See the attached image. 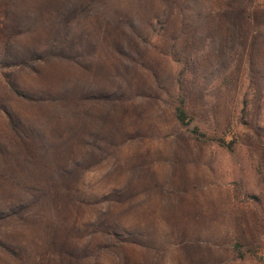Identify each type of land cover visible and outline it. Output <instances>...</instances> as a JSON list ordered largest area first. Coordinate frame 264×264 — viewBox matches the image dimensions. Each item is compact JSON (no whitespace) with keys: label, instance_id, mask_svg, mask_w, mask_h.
Returning a JSON list of instances; mask_svg holds the SVG:
<instances>
[{"label":"rangeland","instance_id":"rangeland-1","mask_svg":"<svg viewBox=\"0 0 264 264\" xmlns=\"http://www.w3.org/2000/svg\"><path fill=\"white\" fill-rule=\"evenodd\" d=\"M0 264H264V0H0Z\"/></svg>","mask_w":264,"mask_h":264},{"label":"trees","instance_id":"trees-1","mask_svg":"<svg viewBox=\"0 0 264 264\" xmlns=\"http://www.w3.org/2000/svg\"><path fill=\"white\" fill-rule=\"evenodd\" d=\"M173 111L176 120L178 123L182 126H190L193 121V117L189 114L187 107H186V98L182 93H178V95L175 98L174 101V106H173ZM191 133L196 137L197 139H207L208 137L204 132H202L197 126H193L191 128ZM223 143V140L220 141ZM225 145L231 147V142L226 143L224 142ZM234 246L236 251L239 253L241 257H244V254L240 251L239 249V242L235 241Z\"/></svg>","mask_w":264,"mask_h":264}]
</instances>
